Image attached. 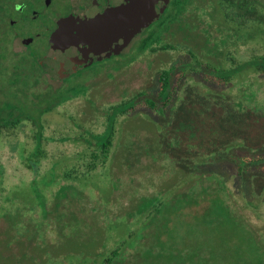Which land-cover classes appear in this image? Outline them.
I'll return each mask as SVG.
<instances>
[{
  "label": "rangeland",
  "instance_id": "374dc122",
  "mask_svg": "<svg viewBox=\"0 0 264 264\" xmlns=\"http://www.w3.org/2000/svg\"><path fill=\"white\" fill-rule=\"evenodd\" d=\"M179 2L178 15L169 7L145 29L160 33L144 34L151 40L147 46L139 49L134 39L122 62L111 59L109 75L96 65L90 69L93 75L100 69L95 76L78 82L47 75L32 82L20 64L23 56L15 52L21 45L6 43L5 32L12 30L0 24V117H8L9 100L14 101L16 63L27 80L16 82L21 97L36 100L33 94L82 86L41 116L39 161L34 158L35 124L26 117L14 125L0 122V264H78L95 250L109 252L148 220L157 227H147L139 239L136 230L131 246L123 248L128 258L120 264H164L143 254L161 230L176 252L172 264L196 244L206 256L218 255L209 264H264V172L253 164L245 172L249 181L237 178L232 161L264 156V73L245 66L219 84L207 77L205 64L228 68L233 58L241 63L253 52L264 53V26L226 21L218 0ZM169 67L175 90L165 109L157 110L143 97L158 102L159 74ZM129 99L136 103L117 117L107 163L86 179L52 178L75 164L79 172L85 147L79 135L102 131L111 106ZM56 161L59 166H53ZM214 193L227 201L221 200L227 215L216 217L217 222L201 213ZM154 207L161 211L155 217Z\"/></svg>",
  "mask_w": 264,
  "mask_h": 264
},
{
  "label": "trees",
  "instance_id": "16d2710c",
  "mask_svg": "<svg viewBox=\"0 0 264 264\" xmlns=\"http://www.w3.org/2000/svg\"><path fill=\"white\" fill-rule=\"evenodd\" d=\"M179 0H172V6L170 9L174 11L175 16L180 13V2ZM219 8L223 14V17L226 21L232 22L237 26H246L249 23H255L260 26H264V0H218ZM184 9V6H183ZM174 17V16H173ZM146 42V43H145ZM144 44L140 47V49L143 48V46H147L149 44V41H145ZM194 56V54H193ZM195 58V56H194ZM196 63L201 64L196 58ZM24 60H20L21 65H26L27 69L30 70V73H32L34 83L36 80H38V72H37V63L35 60H27V63ZM207 67V77L212 78L213 81H217L219 84H226L228 83L233 75L237 72L243 69L245 66H249L253 69V71L257 73H264V53H252V57H250L245 62H237L236 59L233 58L232 64L226 68V67H216L212 65L211 63H206ZM17 71L15 72V76H13V80L11 79V84L15 87L14 90H12L11 98L14 99V101L9 100L10 103H8L11 107L10 109L6 110L8 117L3 118L0 117V122L3 123V125H14L18 124L22 117H26V119L31 120L35 126V140H36V147L34 150V158L36 161H39L42 155H43V149L41 147L42 142V115L44 112L54 108L55 106L63 103L64 101H67L71 98L69 95V91L72 89L81 88L82 86L77 84L75 86H69L67 88H59V89H51L52 92H49L47 96L42 94H33V96L36 98V100L32 98H28L25 94V96L21 97L20 92H22V87L19 86L16 87V82L21 81L22 84H26V81L22 76L21 70L18 69V64L16 63ZM174 71L173 67H169L166 69H163L159 74V90L157 93V101L153 100L150 97H143L146 101V103L154 108L156 106L157 110H164L165 106L170 102L171 96L173 95V91L175 90V85L171 82V73ZM29 77L28 75H26ZM215 78V80H214ZM84 88V87H83ZM10 93V94H11ZM29 103H27V100ZM135 100L129 99L127 101H122L117 104H113L111 106V112L109 113L108 117L106 118V124L102 131L100 132H92L87 130L85 133H82L79 135V138L82 139L84 142V149L82 152H80V157L78 159H81V168L78 172V169L76 167V164L73 165L70 169H63V172H61L57 175H55L52 178L57 179V176L67 178V179H77V178H84L86 179L87 176L91 174L92 171H94L98 166H104L110 156L112 146H113V140L115 136V128H116V121L117 117L119 115H125L130 112L131 109L134 108ZM157 103H159L157 105ZM18 111V113H15ZM32 111L31 116L25 115V112ZM1 125V124H0ZM66 138V137H65ZM84 157H87L88 160L84 161ZM233 163L235 164V173L237 175V178L241 177H247L245 174L246 171L249 170L248 167H251L253 164H259L258 169L262 172H264V156L257 155H245L241 157H233L232 158ZM53 166H59V161L53 162ZM62 171V170H61ZM215 177L217 180V183L220 188L225 191L227 188H223V186L219 182V177L216 174H213L212 178ZM253 177V176H252ZM247 177V181H249ZM207 179H210V176L207 177ZM225 182H223L224 184ZM226 185V184H225ZM65 188H68L72 186L70 183H64L62 184ZM208 187L210 185L208 184ZM226 192V191H225ZM209 193V192H208ZM207 193V194H208ZM211 198V204H208L204 209L202 210L203 216H209L211 217V221L217 222L215 219L218 218L220 215H227V212L225 211L224 207L221 206L222 204L225 205L224 202L226 201L223 197L218 195L217 193L213 194ZM227 202V201H226ZM216 209L215 213L212 215V211ZM153 216L159 215L161 212L157 207H154L153 209ZM149 217L148 215L145 217L147 219ZM155 217V216H154ZM151 221V220H150ZM148 220V223L141 226L139 232L137 230L131 231V233L128 235V238L121 239L115 247H113L109 252H97L96 250L92 252V255L88 257V259H78V264H118L119 262H122L123 259L127 260L128 258V252L126 249H123L124 246L130 245L131 246V236L136 234L137 239H139L142 235H144V231L147 227L155 226L157 227V223L150 222ZM120 224V223H118ZM145 226V228H144ZM219 226L217 224L214 225V228L217 229ZM144 228V229H143ZM149 230V228L147 229ZM146 230V231H147ZM226 230L231 231L230 224L226 226ZM148 232V231H147ZM162 232H166V230H161L160 233H158L157 239L152 242L153 245L146 246L143 248V254L149 258H151L153 261L156 262V260L164 259V264H172L173 260L176 258L175 253L172 249L169 248L167 242L168 240L162 239L161 235ZM147 236V234H146ZM133 241V240H132ZM39 246V245H37ZM187 254L185 255V258L181 256V261L179 264H209L210 260L212 262L218 261V255L212 254V256H206V254H203L202 249H200V246L198 244L188 246L187 247ZM151 254V255H150ZM179 254H184L181 250ZM29 257L34 260V258L30 255ZM29 257L25 258L28 259ZM70 259V258H69ZM73 259V258H72ZM53 260V259H50ZM116 261V263H115ZM118 261V263H117ZM84 262V263H83ZM34 264H37L36 262ZM120 264V263H119ZM213 264V263H212Z\"/></svg>",
  "mask_w": 264,
  "mask_h": 264
},
{
  "label": "flooded vegetation",
  "instance_id": "af4514ba",
  "mask_svg": "<svg viewBox=\"0 0 264 264\" xmlns=\"http://www.w3.org/2000/svg\"><path fill=\"white\" fill-rule=\"evenodd\" d=\"M127 2V0H0V24H8L11 27V32H5V42L14 46L21 45L15 51L20 57L23 56L21 59L26 63L27 60H35L38 78L47 75L61 82L71 79L78 82L80 78L95 76L100 69L106 72L112 69L109 63L113 58H116V63L122 62L123 54L127 53L128 46L134 39H137L134 41L135 46L140 49L145 41L151 42L144 39V34L156 37L160 35L155 30L149 33L144 31L160 19L169 7L171 8L172 0H167L166 3L164 0H155L154 9L159 16L136 33L133 32L131 36L128 35V31L119 30L115 21L110 28L106 30L101 28L99 32V28H92L89 25L91 20ZM164 5V10L159 12ZM89 30L91 32L88 36ZM93 34L94 37L90 39ZM96 65H100V69L93 75L90 69ZM25 72L24 75L32 76L27 67Z\"/></svg>",
  "mask_w": 264,
  "mask_h": 264
},
{
  "label": "water",
  "instance_id": "95a60500",
  "mask_svg": "<svg viewBox=\"0 0 264 264\" xmlns=\"http://www.w3.org/2000/svg\"><path fill=\"white\" fill-rule=\"evenodd\" d=\"M128 2L124 5L114 7L104 15L91 20L90 26L92 28H99L98 32L103 29H108L111 27L112 23L115 21L117 28L123 29V32L128 31V35L131 36L133 32H137L142 27L147 26L155 17L159 16L154 9L155 0H127ZM166 3L167 0H164ZM165 5L160 9L159 12L164 10ZM62 24V23H60ZM99 24V26H97ZM95 32L96 30L93 29ZM122 31V30H121ZM121 31H118L121 33ZM91 30H89L88 36ZM97 33V32H96ZM94 34L89 38L92 39ZM104 37V35H103ZM115 38V37H114Z\"/></svg>",
  "mask_w": 264,
  "mask_h": 264
}]
</instances>
